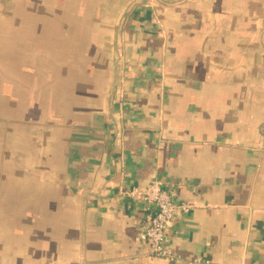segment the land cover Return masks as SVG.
Returning <instances> with one entry per match:
<instances>
[{
    "label": "crops",
    "instance_id": "0c3cea01",
    "mask_svg": "<svg viewBox=\"0 0 264 264\" xmlns=\"http://www.w3.org/2000/svg\"><path fill=\"white\" fill-rule=\"evenodd\" d=\"M188 263L264 264V0H0V264Z\"/></svg>",
    "mask_w": 264,
    "mask_h": 264
},
{
    "label": "built area",
    "instance_id": "2783aa9c",
    "mask_svg": "<svg viewBox=\"0 0 264 264\" xmlns=\"http://www.w3.org/2000/svg\"><path fill=\"white\" fill-rule=\"evenodd\" d=\"M137 194L154 205V213L142 228L140 239L148 244L151 254L166 256L162 245L166 237L167 225L171 222L176 210H187L189 204L173 202L171 195L161 188L157 182H151L145 189H140ZM192 264V263H188Z\"/></svg>",
    "mask_w": 264,
    "mask_h": 264
}]
</instances>
